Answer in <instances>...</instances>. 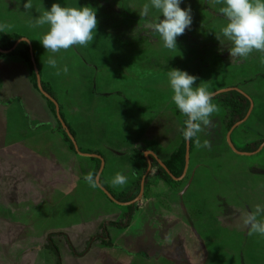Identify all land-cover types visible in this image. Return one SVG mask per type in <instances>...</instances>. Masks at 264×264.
Listing matches in <instances>:
<instances>
[{"label":"rangeland","instance_id":"rangeland-1","mask_svg":"<svg viewBox=\"0 0 264 264\" xmlns=\"http://www.w3.org/2000/svg\"><path fill=\"white\" fill-rule=\"evenodd\" d=\"M27 2L0 0V23L14 25L0 41L17 38L0 53V264H264V237L249 236L242 220L264 206V66L259 53L231 58V43L217 39L227 23L222 5L182 0L193 23L170 51L151 29L161 14H139L148 0H31L29 11ZM54 3L91 7L98 20L93 42L56 54L69 69L59 76L39 42L49 26H30ZM22 42L82 154L57 116L46 122L44 98L20 64ZM171 69L198 77L193 87L213 95L239 88L253 103L231 130L229 109L213 100L220 111L199 134L211 150L189 142L175 178L161 165L171 172L185 141ZM254 142L257 149L245 150ZM92 155L103 159L98 171ZM90 173L99 174L98 187L84 180ZM117 173L124 186L111 184ZM136 188L133 203L116 199Z\"/></svg>","mask_w":264,"mask_h":264},{"label":"clouds","instance_id":"clouds-1","mask_svg":"<svg viewBox=\"0 0 264 264\" xmlns=\"http://www.w3.org/2000/svg\"><path fill=\"white\" fill-rule=\"evenodd\" d=\"M214 4L222 5L219 13L227 21L221 27L217 39L228 40L232 47L229 49L231 58L246 61L253 53H259L260 63L264 66V0H212ZM182 0H148L142 6L140 16L146 17L150 10L161 14L157 22L151 25L153 35H158L165 49L177 50V38L185 34L193 23L192 10L180 7ZM26 10L32 9V2L28 0L23 5ZM163 17V19H161ZM48 25L40 43L50 53L48 65L56 68V75L68 74L67 65L59 68L55 59L61 50H68L73 46H87L94 40L98 20L96 10L91 7H61L54 3L50 10H44L38 18L30 22L32 28ZM14 25L0 23V33L12 31ZM170 88L173 92L172 102L178 111L186 117L184 127L181 129L183 139L191 142L195 139L198 149L211 150V143L204 140L199 134L212 126V116L218 114L220 109L213 103V94L205 87H193L198 77L190 75L187 71L171 69L166 73ZM84 180L93 188L100 184L99 177L88 174ZM127 177L117 173L111 180L113 186H124ZM243 224L248 228V235L264 237V206L257 205L254 210L245 213Z\"/></svg>","mask_w":264,"mask_h":264},{"label":"trees","instance_id":"trees-1","mask_svg":"<svg viewBox=\"0 0 264 264\" xmlns=\"http://www.w3.org/2000/svg\"><path fill=\"white\" fill-rule=\"evenodd\" d=\"M7 39V40H6ZM17 38L12 37H1L0 41V49L3 51H9L11 50L14 45L16 44ZM22 46L24 48L22 55L25 57V59L30 64V72H31V78L33 83L35 84L36 80V73L32 67V62L30 59V49L29 45L26 42H22ZM37 87V84L35 85ZM213 100L221 102V104L225 105L229 109V118H230V124L234 125L240 121H242L245 116L247 115L249 108H250V101L249 99L244 96L242 93L236 91V90H229L221 93H217L213 95ZM49 107L51 108L52 112L56 115V105L51 101L48 100ZM61 127V125H59ZM66 138H68L66 136ZM258 142L250 143L246 146L245 150L251 151L257 149ZM72 146V145H71ZM143 156V155H142ZM151 157V156H150ZM173 164H169V168L171 169V173L175 177H180L182 175L185 161H186V142H182L181 146L179 147L176 154H174ZM152 160L154 158L151 157ZM98 162V166L96 171L99 170L100 166V159H95ZM168 178H171L167 173H165ZM139 187V186H137ZM138 196V190H131L127 193H124L120 196H117L116 199L119 202H130L137 198ZM128 224H125L124 227H126Z\"/></svg>","mask_w":264,"mask_h":264},{"label":"water","instance_id":"water-1","mask_svg":"<svg viewBox=\"0 0 264 264\" xmlns=\"http://www.w3.org/2000/svg\"><path fill=\"white\" fill-rule=\"evenodd\" d=\"M20 41H27V40H26L25 38H22V39H20ZM14 46H15V45H14ZM0 51H2V50L0 49ZM34 71H35L36 76H37V78H38V81H37V87H38L39 91H41V93H43V95H45V97H47L49 100H51V101L56 105L57 102H56V101H55V100H54V99H53L48 93H46V91L43 89V87H42V85H41V82H40V79H39V73H38V70H37L36 67H34ZM229 90H236V91L242 93V94H243L244 96H246V97L249 99V101H250V108H249V111H248L247 115L245 116V118H244L242 121H240V122L234 124V125L232 126V128H231V130H232L236 125H239V124L243 123V122L247 119V117L249 116V114H250V112H251V110H252V108H253V103H252L250 97H249L246 93H244L243 91H241L239 88H236V87L221 89V90H219L218 92H216L215 94H217V93H221V92H225V91H229ZM215 94H214V95H215ZM56 113H57V117H58V119H59L61 125L64 127V129H65L67 135H68L69 138L71 139L72 144H73L75 150H76L78 153L82 154L81 152L78 151V147H77L76 141H75L74 137L70 134L69 130H68L67 127H66V124L64 123V121H63L62 118L60 117L58 110H56ZM230 133H231V131H230L229 134H228V139H229V141H230ZM188 143H189V142L186 141V155H187ZM262 145H264V142H263ZM262 145H261V146H262ZM148 154H151V152H145V156H146L147 158H148ZM92 156H95V157L99 158L101 161H103L102 157L99 156V155H92ZM185 163H186V161H185ZM161 165L165 168V170L168 172V174H169L172 178H175V176H174V175H173V174H172V173H171V172H170V171H169V170H168L163 164H161ZM149 168H150V166H149ZM97 176L99 177V174H98ZM142 191H143V188L141 187V191H140V193H142ZM106 193L109 195V197H110L111 199L115 200L114 197H113L109 192L106 191ZM134 201H135V200L130 201V202H127V204L129 205V204L133 203Z\"/></svg>","mask_w":264,"mask_h":264},{"label":"crops","instance_id":"crops-1","mask_svg":"<svg viewBox=\"0 0 264 264\" xmlns=\"http://www.w3.org/2000/svg\"><path fill=\"white\" fill-rule=\"evenodd\" d=\"M0 53H4V54H7L8 55V53L9 52H1L0 51ZM11 54H10V56H12V55H14L13 54V52H10ZM20 57V56H19ZM20 60V62H22V63H20L22 66H24V68H25V73H26V75H25V78H27V83L30 85V86H32V88H34L35 90H37V94H39L40 96H42V98H44V101H43V103H44V106H45V110L47 111V113H48V117H47V121L46 122H49V121H52L53 119H56V117H55V114L52 112V110H51V108L49 107V104H48V100L49 99H47L46 97H45V95H43V93H41V91H39V89H38V87H36L35 86V84L33 83V81H32V78H31V72H30V66H29V64L26 62V61H24L23 59H22V57H21V59H19ZM31 82V83H30ZM8 87H10V84L9 85H7ZM34 121V120H33Z\"/></svg>","mask_w":264,"mask_h":264}]
</instances>
